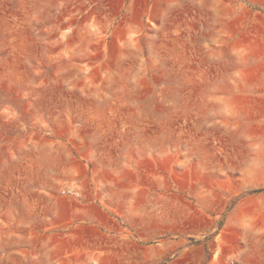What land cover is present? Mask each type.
Segmentation results:
<instances>
[{
  "label": "rangeland",
  "instance_id": "rangeland-1",
  "mask_svg": "<svg viewBox=\"0 0 264 264\" xmlns=\"http://www.w3.org/2000/svg\"><path fill=\"white\" fill-rule=\"evenodd\" d=\"M0 264H264V0H0Z\"/></svg>",
  "mask_w": 264,
  "mask_h": 264
}]
</instances>
